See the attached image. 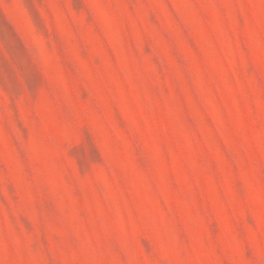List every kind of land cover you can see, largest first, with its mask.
Wrapping results in <instances>:
<instances>
[{
  "label": "rangeland",
  "instance_id": "374dc122",
  "mask_svg": "<svg viewBox=\"0 0 264 264\" xmlns=\"http://www.w3.org/2000/svg\"><path fill=\"white\" fill-rule=\"evenodd\" d=\"M0 264H264V0H0Z\"/></svg>",
  "mask_w": 264,
  "mask_h": 264
}]
</instances>
